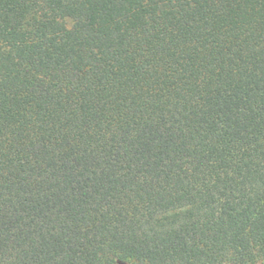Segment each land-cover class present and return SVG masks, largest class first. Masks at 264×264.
Wrapping results in <instances>:
<instances>
[{
    "label": "trees",
    "instance_id": "trees-1",
    "mask_svg": "<svg viewBox=\"0 0 264 264\" xmlns=\"http://www.w3.org/2000/svg\"><path fill=\"white\" fill-rule=\"evenodd\" d=\"M0 264H264V0H0Z\"/></svg>",
    "mask_w": 264,
    "mask_h": 264
},
{
    "label": "rangeland",
    "instance_id": "rangeland-1",
    "mask_svg": "<svg viewBox=\"0 0 264 264\" xmlns=\"http://www.w3.org/2000/svg\"><path fill=\"white\" fill-rule=\"evenodd\" d=\"M66 24H67L68 26H71L72 22H71L69 19H67V20H66Z\"/></svg>",
    "mask_w": 264,
    "mask_h": 264
}]
</instances>
